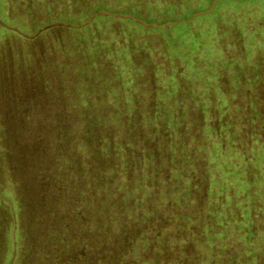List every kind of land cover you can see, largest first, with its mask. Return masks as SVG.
Returning a JSON list of instances; mask_svg holds the SVG:
<instances>
[{
	"label": "rangeland",
	"instance_id": "1",
	"mask_svg": "<svg viewBox=\"0 0 264 264\" xmlns=\"http://www.w3.org/2000/svg\"><path fill=\"white\" fill-rule=\"evenodd\" d=\"M4 82L16 93L25 86L27 95L14 115L3 107L10 134L19 132L16 121L38 119L49 127L55 119L60 147L61 136L68 137L61 121L70 120L67 151L74 157L83 149L82 118H107L113 141H120L121 122L139 120L146 127L158 121L169 131V145L178 146L171 174L181 185L180 166L190 174L206 164L214 204L199 218L218 232L206 231L204 257L212 259L219 245L225 250L217 264L245 255L246 264H264V142L250 122L242 123L244 105H264V0H0L1 113ZM217 123L219 131L212 130ZM1 142L0 133V264H23L21 230L33 210L35 184L28 177V194L13 178ZM117 148L110 151L113 174ZM71 164L78 170V157ZM118 177L112 178L116 188L125 181ZM131 183L130 192L144 193L134 177ZM39 211L49 222V207Z\"/></svg>",
	"mask_w": 264,
	"mask_h": 264
},
{
	"label": "trees",
	"instance_id": "2",
	"mask_svg": "<svg viewBox=\"0 0 264 264\" xmlns=\"http://www.w3.org/2000/svg\"><path fill=\"white\" fill-rule=\"evenodd\" d=\"M25 89L22 86L16 93L4 82L2 113L0 109L1 146L10 173L14 179L20 180V185L26 186L28 194V177L30 183L34 180L35 184L33 189L30 186L33 210L25 213V223L22 217L21 239L27 249L23 264L221 263L214 260L220 258L225 246L212 247L210 260L203 255V251L208 249L201 241L206 231H217L216 227L208 228L202 220L205 205L210 204L211 207L214 204L209 178L205 176L206 164L201 163L190 174L185 171L184 165L180 166L178 175L184 179L181 185L176 175L171 174V152L176 151L178 146L169 145L168 129L158 128V121L149 122L144 127L139 120H126L121 122L120 141H113L111 123L107 118H82L78 120V140L83 149L78 150L77 170L71 164L77 157L67 151L68 140L73 137L69 133L72 121H61L68 137L61 136L64 144L61 143L60 147L55 141L59 130L54 126L55 119L49 127L38 119H14L19 132L10 134L6 124L10 118H4L2 114L5 109L8 114L14 115L18 103L24 107ZM7 100L10 102L6 103ZM244 106L246 119L242 123L250 122L256 130L253 134L258 133L264 142V105L254 102L252 106ZM28 110L23 108V113ZM220 128L221 124L217 123L212 130L219 131ZM262 142L260 144L263 145ZM112 146L118 147L115 153L119 160L115 166L118 172L115 174L111 172L115 162L110 161L114 154L110 152ZM242 156L245 166L252 165L253 159L246 150ZM145 162L146 169L138 174L139 164ZM16 163L21 172L14 171L12 164ZM119 173L123 174L125 181L116 188L112 178L118 177ZM251 176H254L252 171L245 175L248 179ZM132 177L139 184L137 191L145 188L144 193L129 191L134 184L131 183ZM142 180L144 182L140 183ZM59 194L64 196L63 199ZM115 197H118L116 201ZM253 204L258 211L261 206ZM30 205L31 200L28 208ZM46 205L50 210L49 222L44 221L46 216L39 211ZM251 210L250 214H246L250 220L256 214L254 207ZM214 214L211 211L210 216ZM197 246L201 251L197 250ZM211 252H214L213 256ZM193 254L198 258L194 259ZM245 256L232 264H246Z\"/></svg>",
	"mask_w": 264,
	"mask_h": 264
}]
</instances>
